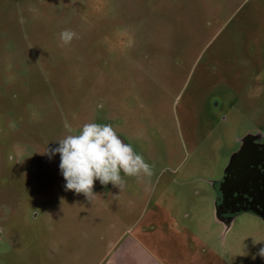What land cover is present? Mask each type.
Returning <instances> with one entry per match:
<instances>
[{"label": "rangeland", "instance_id": "obj_1", "mask_svg": "<svg viewBox=\"0 0 264 264\" xmlns=\"http://www.w3.org/2000/svg\"><path fill=\"white\" fill-rule=\"evenodd\" d=\"M87 122L111 124L152 175L97 180L93 201L65 190L44 152ZM262 130L264 0H0V264H103L149 194L202 227L194 200ZM216 226L230 264H264L262 218Z\"/></svg>", "mask_w": 264, "mask_h": 264}, {"label": "crops", "instance_id": "obj_2", "mask_svg": "<svg viewBox=\"0 0 264 264\" xmlns=\"http://www.w3.org/2000/svg\"><path fill=\"white\" fill-rule=\"evenodd\" d=\"M209 183L213 187L211 195L194 200L202 208L195 215L202 227L181 222L179 225L176 215L161 200L152 203L149 194L144 211L127 233L128 237L112 243L111 254L103 264H230L225 259L228 249L224 246L225 233L230 229L216 226L225 222L217 205L218 185L222 182ZM184 198H180V205H184ZM190 215L187 213L188 218Z\"/></svg>", "mask_w": 264, "mask_h": 264}, {"label": "clouds", "instance_id": "obj_3", "mask_svg": "<svg viewBox=\"0 0 264 264\" xmlns=\"http://www.w3.org/2000/svg\"><path fill=\"white\" fill-rule=\"evenodd\" d=\"M60 37L64 44H68L76 33L64 30ZM69 133L58 140V147L44 152L50 158L59 153L65 190L83 194L87 200L93 201L98 196L93 191L97 180L103 186L111 183L122 191L126 183L124 177L152 175L151 166L143 156L136 153L131 144L125 143L111 124L87 122L78 133L72 134L70 129ZM261 241L255 240L257 243ZM258 255L264 257V248Z\"/></svg>", "mask_w": 264, "mask_h": 264}, {"label": "flooded vegetation", "instance_id": "obj_4", "mask_svg": "<svg viewBox=\"0 0 264 264\" xmlns=\"http://www.w3.org/2000/svg\"><path fill=\"white\" fill-rule=\"evenodd\" d=\"M216 182H222L217 191L221 219L228 222L247 212L264 220V130L244 136Z\"/></svg>", "mask_w": 264, "mask_h": 264}]
</instances>
